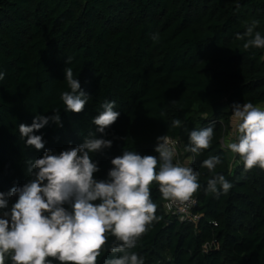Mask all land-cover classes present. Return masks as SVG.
Returning <instances> with one entry per match:
<instances>
[{"label":"trees","instance_id":"16d2710c","mask_svg":"<svg viewBox=\"0 0 264 264\" xmlns=\"http://www.w3.org/2000/svg\"><path fill=\"white\" fill-rule=\"evenodd\" d=\"M253 20L264 37V0H0V193L7 204L18 200L9 195L13 188L34 179L29 168L47 150L59 155L91 133L112 141L90 154L99 169L94 179L107 181L112 159L126 150L158 158L157 139L168 135L180 139L183 158L199 174L192 211L199 219L166 213L169 200L154 182L157 219L131 251L145 264H264V169L245 170L222 143L236 123L234 104L264 106V49L245 51L236 39ZM67 67L89 97L79 114L61 100L70 91ZM113 101L119 118L101 134L92 121ZM57 109L60 124L35 133L44 149L26 146L19 126ZM208 127L209 147L186 151L190 132ZM216 156L215 169L203 167ZM217 175L232 184L219 197L205 191ZM113 240L109 235L97 264L120 255L109 250Z\"/></svg>","mask_w":264,"mask_h":264},{"label":"clouds","instance_id":"9594fccd","mask_svg":"<svg viewBox=\"0 0 264 264\" xmlns=\"http://www.w3.org/2000/svg\"><path fill=\"white\" fill-rule=\"evenodd\" d=\"M257 24L253 20L243 34H236L237 40L245 41L242 44L245 51L264 49V37L254 31ZM152 39L158 41L159 35H153ZM65 73L70 91H64L61 100L66 110L79 114L89 97L81 91L72 68L67 67ZM2 79L4 73L0 72ZM101 107L103 111L92 123L104 134L120 114L114 110V101ZM54 111L56 114L51 117L38 116L31 126H19L26 146L44 149L43 137L35 133L50 121L60 124L59 109ZM232 112L238 136L237 142L227 143V148L239 155L245 170L257 166L264 169V109L249 102L234 104ZM180 125L179 119L173 121V127ZM212 137V127L191 131V146L186 151L197 153L207 149ZM111 147L112 141L91 133L82 145L59 155L47 150L31 164L29 173L34 179L11 190L9 195L18 196V200L0 218V264H6L8 259L11 264H51L49 258L60 264H97L109 235L114 237L110 252L120 255H114L105 264H145L144 258L131 250L147 226L157 219L151 185L154 182L159 185L163 199L183 203L200 189L199 174L191 167L173 163L174 141L167 135L157 139L158 158L126 150L112 159L114 167L108 173L109 179L97 181L94 173L99 169L90 154ZM219 163L218 156L210 157L203 167L211 171ZM231 188L223 175H217L208 181L205 191L219 197ZM65 204L71 206V211L65 209ZM7 207L5 194L0 193V209Z\"/></svg>","mask_w":264,"mask_h":264},{"label":"built area","instance_id":"2783aa9c","mask_svg":"<svg viewBox=\"0 0 264 264\" xmlns=\"http://www.w3.org/2000/svg\"><path fill=\"white\" fill-rule=\"evenodd\" d=\"M171 139L174 141V147H175V155L173 157V163L188 167V164L186 162L187 159L185 160L183 158L185 153L182 142L180 141V139H176V138H171ZM228 142H230L228 137H225V139L222 141L223 146L226 149H228L227 148ZM195 206H197V200L195 197L192 196L187 202H183V203L173 202L169 200L168 202L165 203L164 208L166 213L177 217L180 220V222H194L199 219L198 216L192 214V211Z\"/></svg>","mask_w":264,"mask_h":264},{"label":"rangeland","instance_id":"374dc122","mask_svg":"<svg viewBox=\"0 0 264 264\" xmlns=\"http://www.w3.org/2000/svg\"><path fill=\"white\" fill-rule=\"evenodd\" d=\"M261 108L264 109V106H261ZM236 128H237V122H236V123H233V130H232V132H231V136H230L229 138H231V139H236V138H237V136H238V132L236 131ZM230 142H234V141H233V140H230ZM230 142H228V143H230ZM185 160H186V159H185ZM11 207H12V205H8V207L5 208L4 212H5V211L10 212ZM6 264H11L10 259L6 260Z\"/></svg>","mask_w":264,"mask_h":264}]
</instances>
